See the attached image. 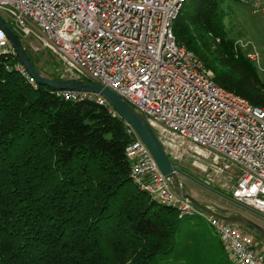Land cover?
<instances>
[{"label": "trees", "instance_id": "1", "mask_svg": "<svg viewBox=\"0 0 264 264\" xmlns=\"http://www.w3.org/2000/svg\"><path fill=\"white\" fill-rule=\"evenodd\" d=\"M224 2L189 0L174 22L176 39L219 85L264 108V82L225 30ZM17 62V54H0V264L213 262L217 252L196 225L179 238L182 220L197 216H180L135 184L125 120L34 87Z\"/></svg>", "mask_w": 264, "mask_h": 264}, {"label": "built area", "instance_id": "2", "mask_svg": "<svg viewBox=\"0 0 264 264\" xmlns=\"http://www.w3.org/2000/svg\"><path fill=\"white\" fill-rule=\"evenodd\" d=\"M188 1L0 0V11L11 18L16 32L34 38L59 60L68 79L100 83L139 110L172 161L190 160L207 175V182L222 177L223 188L230 189L233 199L264 214V108L219 85L212 70L178 43L173 25ZM241 1L254 13L264 14V0ZM239 46L264 71L260 53L244 43ZM2 53L16 51L0 28ZM14 67L37 86L22 62ZM56 94L94 102L119 116L97 93L56 90ZM125 127L132 137L126 156L141 191L180 216L205 219L235 264H264V248L253 236L175 193L126 121Z\"/></svg>", "mask_w": 264, "mask_h": 264}, {"label": "rangeland", "instance_id": "3", "mask_svg": "<svg viewBox=\"0 0 264 264\" xmlns=\"http://www.w3.org/2000/svg\"><path fill=\"white\" fill-rule=\"evenodd\" d=\"M224 6L227 13L225 17V30L229 33L230 37L234 38L235 43L239 48V44L244 43L248 45L249 49H256L261 55V66L264 68V14L254 13L253 10L241 0H225ZM0 15L9 26H13L11 18L7 16V14L0 11ZM22 39L24 48H27V51L35 59L36 65L42 76L50 79H54V75L70 78V75L64 70L61 62L45 50L39 42L34 40V38H24L23 36ZM258 74L264 82V71L258 69ZM173 163L175 166L201 182L206 183L208 186L231 197L230 189L225 187L223 188L224 179L222 177H214L211 182H207V175L200 169L193 167L190 160L184 159L180 162L173 160ZM183 180L190 187V193L199 200L220 208L231 207L237 211V214L245 215L257 221V223L264 227V218L259 217L254 219L250 213L245 212L241 209V207H236L237 205L235 206V204H231V202L226 199H223L220 196L204 189L189 179L184 178ZM229 183L232 184L233 181ZM195 225L196 228H199L204 232V235L208 238L207 243L211 242L213 248L217 252V258L214 261L212 260L213 262L210 264H235L233 259L227 256V254L223 251V247L220 242L221 239L213 232L210 224L201 217L185 218L182 220V229L179 236L182 242H185L186 239H188V231L190 230V227ZM239 228L242 230L243 226H240ZM249 233L255 236L253 232L249 231ZM204 242L205 240L203 243ZM215 243H217V245ZM261 243L262 244H260L259 247L264 248V243Z\"/></svg>", "mask_w": 264, "mask_h": 264}, {"label": "water", "instance_id": "4", "mask_svg": "<svg viewBox=\"0 0 264 264\" xmlns=\"http://www.w3.org/2000/svg\"><path fill=\"white\" fill-rule=\"evenodd\" d=\"M0 28L9 38L12 46L16 51V54L24 65L25 69L27 70L29 75L33 77L36 83L48 86L55 90L87 91L101 95L107 100V102L113 107V109L119 114V116L130 124V126L133 128V130L141 139V141L146 145L159 170L169 181L175 193L187 199L197 209L210 216L219 218L237 226H247L248 228L253 230L264 243V227L262 225L245 215L237 214L229 209L220 208L218 206L210 205L199 200L190 193V187L188 186V184H186L183 179L186 178L195 182L204 189L243 208L247 212H250L262 218H264V214L208 186L206 183L201 182L200 180L196 179L195 177L191 176L190 174L175 166L173 161L166 153L161 142L159 141L155 131L152 129L144 115L139 110L133 107L119 94L100 83L86 79H50L42 76L34 68L19 37L10 28V26L2 18L1 15Z\"/></svg>", "mask_w": 264, "mask_h": 264}, {"label": "crops", "instance_id": "5", "mask_svg": "<svg viewBox=\"0 0 264 264\" xmlns=\"http://www.w3.org/2000/svg\"><path fill=\"white\" fill-rule=\"evenodd\" d=\"M231 204H233V203H231ZM234 205V204H233ZM236 206V205H235ZM236 207H238V206H236ZM225 209H229V210H231L232 212H234V213H237V211H235L234 209H232L231 207L230 208H228V207H224ZM242 210H244L243 208H241ZM245 212H247L246 210H244ZM247 213H250V212H247ZM251 215H252V217H254V219L255 218H259V216H257V215H255V214H252V213H250ZM253 220V219H252ZM255 221V220H254ZM257 222V221H256ZM240 227V226H239ZM245 232V231H244ZM247 234H249V233H247ZM251 235V234H250ZM251 236H253V235H251ZM253 238H254V243L255 244H257V246L259 247V245L260 244H262L255 236H253Z\"/></svg>", "mask_w": 264, "mask_h": 264}]
</instances>
